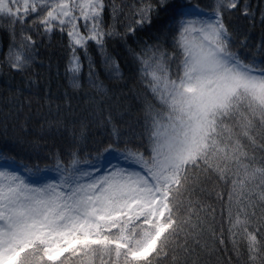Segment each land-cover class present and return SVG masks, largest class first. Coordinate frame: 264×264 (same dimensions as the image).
<instances>
[{"label":"snow or ice","instance_id":"snow-or-ice-1","mask_svg":"<svg viewBox=\"0 0 264 264\" xmlns=\"http://www.w3.org/2000/svg\"><path fill=\"white\" fill-rule=\"evenodd\" d=\"M241 21L256 25L248 0H0L9 70L27 73L58 30L73 87L87 59L89 82L107 91L93 44L109 78L123 79L109 40L126 46L143 84L135 116L97 105L71 126L49 121L61 136L52 146L42 127L40 139L15 138L16 155L0 153V264H161L169 254L207 264L215 210L203 196L221 183L233 251L244 243L246 264H264V34L253 48Z\"/></svg>","mask_w":264,"mask_h":264},{"label":"trees","instance_id":"trees-1","mask_svg":"<svg viewBox=\"0 0 264 264\" xmlns=\"http://www.w3.org/2000/svg\"><path fill=\"white\" fill-rule=\"evenodd\" d=\"M121 3V0H116ZM130 2V0H129ZM197 2V0H194ZM199 2L208 3L211 0H199ZM243 2V0H242ZM255 11L256 25L251 27L246 22L241 24L249 33V42L255 48L259 43L264 28L259 23L261 10L264 9V0H248ZM111 3V0H108ZM106 23H111L110 13L105 17ZM123 19V17H121ZM125 24L128 21H123ZM119 31L123 32L124 27L118 25ZM142 38H147L148 33H139ZM39 40V37H36ZM151 43V41H149ZM9 37L7 32L0 28V61L4 60V54L7 52ZM131 44L132 41L130 40ZM108 51L119 61L120 70L123 73V79H110L105 71L99 51L93 44L90 47L89 55L94 61L93 70L99 81H102L106 92H98L89 82L88 60L83 59V70L80 77L81 87L75 88L66 74L67 68V37H62L57 30L51 38L45 37L43 43L38 46L39 55L35 63L27 73H17L9 70L7 65L0 64V153L7 155H16L19 150L16 147L15 138L23 136L27 140L40 139L41 128L43 127L45 140L48 146L61 140V136L55 130V125L49 129L48 122L57 119L78 121L84 116H88L97 105L105 110H111L114 115L125 112H131L134 116L138 114L140 101L137 99V93L143 89V84L138 80V67L126 46L119 40H109ZM133 47L135 45L133 44ZM168 51H171L169 45H165ZM82 55V52H81ZM18 98V99H17ZM14 113H18L15 119L7 122L5 129L3 113L8 111L12 105ZM95 131V129H91ZM44 145V140H41ZM47 151V148H44ZM23 156H18L21 159ZM45 161H41L43 166ZM209 188L212 184L209 183ZM230 187V185L228 186ZM217 193H222L227 201L228 188L222 183L216 186L211 194L203 196L204 203L210 205L208 212L215 210V222L212 231L204 234V241L210 248L215 249L212 254L203 252L202 260L207 264H246L247 250L246 244L240 245L241 254L238 256L233 251V234L228 231L229 224L225 217L221 218V201ZM211 219V216H209ZM221 231L223 234L221 235ZM239 239V237H237ZM223 241V242H221ZM161 264H171V254L168 260L161 259Z\"/></svg>","mask_w":264,"mask_h":264}]
</instances>
